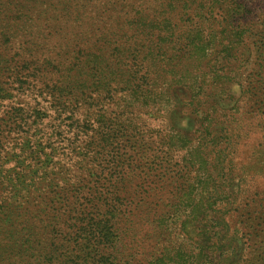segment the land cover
Segmentation results:
<instances>
[{"label":"rangeland","instance_id":"rangeland-1","mask_svg":"<svg viewBox=\"0 0 264 264\" xmlns=\"http://www.w3.org/2000/svg\"><path fill=\"white\" fill-rule=\"evenodd\" d=\"M167 1L0 0V264H59L93 193L115 264H264V0L147 32Z\"/></svg>","mask_w":264,"mask_h":264},{"label":"trees","instance_id":"trees-1","mask_svg":"<svg viewBox=\"0 0 264 264\" xmlns=\"http://www.w3.org/2000/svg\"><path fill=\"white\" fill-rule=\"evenodd\" d=\"M180 1L197 0H168L164 8V14L170 15L162 18L161 21H158L157 23L156 21L152 22V26L150 25V23H148L151 28H148L147 25H143V28L147 30V32H150V30L155 28L163 32L168 31L169 33H172L174 30V26H177V24H174V26L172 25V19L174 17L180 16V13L174 16V6L180 4ZM191 8V4H189L188 2L181 3L179 9L186 10L183 15L178 18L179 22L182 21L183 17H190L192 19L195 17V15H193L195 11L191 12ZM159 15L160 14H158V16ZM158 16L156 18H158ZM73 141H76V139H73ZM122 163L125 165V162ZM105 195H107V197H104L103 194L95 196L94 193L93 195H86L85 198L88 200V204L85 206V210L94 213H82L79 215L80 217L69 218L65 237L68 241L72 240L73 242L66 243V246L61 245L58 247L60 253L58 254L57 261L59 264H115V261L114 259L112 260L111 255V252L115 245L111 242V240H109V237H111L112 235V228L110 227V219H108V217L112 218L113 213H115L117 210L116 208L120 205V199L113 197L109 198L108 194ZM82 196L84 197V195ZM105 198H109L111 202L107 203V199ZM101 210H103L104 212H102ZM89 214L97 215V219H95L94 224L90 223V219L85 222ZM82 218L84 220H82ZM65 222L66 221L63 220L59 223ZM52 230H56L55 226ZM69 246H71V249H69ZM171 253H173V256L170 258L169 264L187 263L186 259H184L186 256L183 253V250H177ZM97 256L98 260H95L94 258ZM159 263L163 264L161 259L159 260Z\"/></svg>","mask_w":264,"mask_h":264}]
</instances>
